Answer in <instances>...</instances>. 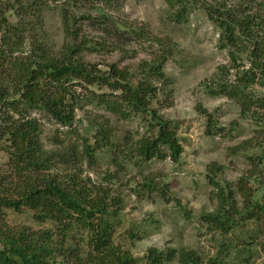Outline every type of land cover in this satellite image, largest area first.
Segmentation results:
<instances>
[{"label": "rangeland", "instance_id": "rangeland-1", "mask_svg": "<svg viewBox=\"0 0 264 264\" xmlns=\"http://www.w3.org/2000/svg\"><path fill=\"white\" fill-rule=\"evenodd\" d=\"M0 3L7 20L0 37L10 36L14 44L19 41L16 36L24 35L23 47H29L33 39L57 59L68 56L73 48V59L89 63L96 74H107L113 64L126 69L132 83L149 68L161 65L164 79L157 85L150 108L174 132L181 147L176 160L170 158L168 149L164 158L136 155L138 142L156 135L150 113L122 118L84 105L76 109L69 127L38 109L31 114L39 123L46 151L68 154L70 144L77 148L76 153L56 157L51 169L43 173L46 178L80 173L84 183L105 197L108 211L117 210L107 216L114 225L113 246L138 259L148 248L163 252L185 249L195 251L203 261L216 257L227 264H264V108L255 102L264 99L260 72L253 70L257 80L246 89L245 97L250 98L247 109L235 98L216 91L220 83H232L248 71L252 62L257 66L264 60L253 61L241 50L252 47V39L244 34L237 48L222 47L221 29L208 11L221 8V12L228 10L239 18L254 19L262 12L259 3L264 10V0H189L183 21L173 16L179 6L172 7L166 0ZM258 31L257 40L264 51V24ZM17 54L23 55L14 52ZM4 71L0 70V81L13 83ZM72 84L78 85L69 89L79 98L89 91L119 94L78 79ZM105 133L109 141L104 144L101 137ZM7 142L5 138L0 141L2 187L20 180L9 150L4 148ZM86 146L90 157L84 153ZM213 182L221 186L224 196L215 195ZM4 213L14 232L53 227L49 220L34 217L35 211L28 208H5ZM209 213L228 220V227L208 223L204 215ZM222 214L228 217L224 219ZM87 237L88 232L76 226L66 241L71 249L85 254ZM168 264L181 263L173 260Z\"/></svg>", "mask_w": 264, "mask_h": 264}, {"label": "trees", "instance_id": "trees-1", "mask_svg": "<svg viewBox=\"0 0 264 264\" xmlns=\"http://www.w3.org/2000/svg\"><path fill=\"white\" fill-rule=\"evenodd\" d=\"M166 2L172 7L179 6L173 13L177 20L186 19L189 0ZM262 7L259 3L262 12L256 15L258 19L239 18L228 10L221 12V8L210 7L209 17L221 29V46L237 48L240 44L238 40L244 34L247 39H252V47H242L241 50L246 51L253 61L264 60V51L256 36L259 27L264 24ZM2 9L0 3V28L7 22ZM16 37H19L16 44L11 42L10 36L6 38L3 34L0 37V70L5 69L6 77L13 82L6 85L0 81V141L2 138L8 140L4 148L9 150L13 170L20 178L14 181L15 184L4 187L0 184V264H168L173 260L181 264H227L216 257L203 261L195 251L185 249L163 252L148 248L142 259L135 258L130 252L113 246L114 225L107 216L117 210L108 211L109 205L105 197L98 194L99 190L84 183L80 173L64 172L58 178H46L43 174L51 169L56 157L69 156L72 152L76 153L77 148L70 144L68 154L56 149L46 151L40 140L39 123L31 115L37 109L63 127L71 126L76 109H82L84 105L98 107L122 118L131 113H150L156 123V135L142 138L135 147L136 155L143 159L164 158V150L168 149L170 158L176 160L181 151L180 144L167 121L150 108L151 100L158 93L157 85L164 79L161 65L149 68L137 82L132 83L126 69L112 64L107 74H96L93 67L88 66L89 63L73 59V48L68 56L57 59L49 56L43 44L36 46L31 39L29 47H23L25 36L19 34ZM16 51L23 55L15 56ZM231 59L235 60L233 52ZM252 64L248 71L234 78V82L220 83L216 90L235 98L245 109L250 103V98L245 97L246 89L257 80L254 69L260 72L259 81L264 86V63ZM74 79L89 85L107 86L115 92L119 91V94L89 91L79 98L74 89H69L70 86H78L72 84ZM255 102L258 105L260 102L264 108V99ZM98 129L100 132L103 127ZM104 135L101 139L105 144L109 136ZM84 153L91 156L87 146ZM213 185L217 187L215 195L224 196L221 186L217 182ZM5 208H28L35 211L34 217L41 221L49 220L53 227L14 232L4 219ZM222 217L225 219L228 216L222 214ZM204 219L215 227H228V220H221L217 214L209 213L204 215ZM76 226L88 232L85 254L71 249L66 241Z\"/></svg>", "mask_w": 264, "mask_h": 264}]
</instances>
